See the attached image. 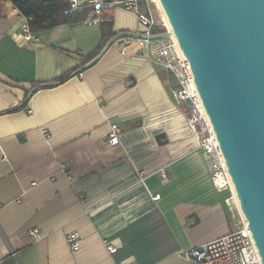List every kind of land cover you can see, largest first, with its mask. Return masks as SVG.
Listing matches in <instances>:
<instances>
[{"label": "crops", "instance_id": "crops-1", "mask_svg": "<svg viewBox=\"0 0 264 264\" xmlns=\"http://www.w3.org/2000/svg\"><path fill=\"white\" fill-rule=\"evenodd\" d=\"M111 14L24 42V16L0 0V264H192L184 251L233 228L167 72L118 46L135 42L122 33L140 30L136 15Z\"/></svg>", "mask_w": 264, "mask_h": 264}, {"label": "water", "instance_id": "water-1", "mask_svg": "<svg viewBox=\"0 0 264 264\" xmlns=\"http://www.w3.org/2000/svg\"><path fill=\"white\" fill-rule=\"evenodd\" d=\"M159 1L190 65L264 264V0ZM167 38V30L149 37Z\"/></svg>", "mask_w": 264, "mask_h": 264}, {"label": "built area", "instance_id": "built-area-1", "mask_svg": "<svg viewBox=\"0 0 264 264\" xmlns=\"http://www.w3.org/2000/svg\"><path fill=\"white\" fill-rule=\"evenodd\" d=\"M65 1L67 8L63 11V15L71 16L74 21L71 23H84L89 26L108 23L111 21V13L117 5L132 11L136 15L140 30L136 31L135 34L140 35V37L135 36V43L144 49L149 61L167 72L172 82L171 96L178 111L184 117L188 129L195 137V149L202 154L209 179L217 192L227 194L224 199L225 205L230 211L235 212L232 220L233 228L223 236L184 251L182 257L192 264H262L248 224L239 214L234 196V185L216 134L194 84L189 63L178 52L171 37L162 40L149 39L154 34L153 29L156 26H162L166 30L162 19L157 20L156 18L158 12L156 2L154 0ZM24 18L20 35L24 42H30L36 39V36L30 28V19ZM120 132V127L111 125L106 143L117 145ZM43 135L49 138L48 133L44 132ZM139 177L143 180L145 173L140 172ZM158 197L155 196L154 199H158ZM30 235L38 238V231L32 229ZM66 243L71 252H77L80 249L78 233L69 232L66 235ZM107 250L109 253H114L116 248L108 245Z\"/></svg>", "mask_w": 264, "mask_h": 264}, {"label": "trees", "instance_id": "trees-1", "mask_svg": "<svg viewBox=\"0 0 264 264\" xmlns=\"http://www.w3.org/2000/svg\"><path fill=\"white\" fill-rule=\"evenodd\" d=\"M24 17L29 18L32 31L53 27L66 22H74L71 16L63 15L67 8L65 0H8ZM165 32L164 27L156 26L154 34ZM98 49L97 53L101 51ZM96 53V54H97ZM67 78L63 77L62 80Z\"/></svg>", "mask_w": 264, "mask_h": 264}, {"label": "bare ground", "instance_id": "bare-ground-1", "mask_svg": "<svg viewBox=\"0 0 264 264\" xmlns=\"http://www.w3.org/2000/svg\"><path fill=\"white\" fill-rule=\"evenodd\" d=\"M154 1L156 2V5L158 7V10L160 11V14H161V17H162V22H163L166 30L170 33V37L173 39V41H174V43L176 45V48H177L178 52L183 56V53H182L181 48L179 46V43H178V41L176 39V36H175V34H174V32H173L170 24H169V21H168V19L166 17V14H165V12H164V10L162 8V5H161L160 1L159 0H154ZM234 196H235V201H236V205H237L239 214L241 215L242 219L246 222V220L243 217V214H242V211H241V208H240V203H239V200H238V198L236 196L235 189H234Z\"/></svg>", "mask_w": 264, "mask_h": 264}, {"label": "rangeland", "instance_id": "rangeland-1", "mask_svg": "<svg viewBox=\"0 0 264 264\" xmlns=\"http://www.w3.org/2000/svg\"><path fill=\"white\" fill-rule=\"evenodd\" d=\"M158 9V7H157ZM157 15H156V18L157 20H160V18L162 19L161 17V14H160V11L157 10ZM164 25V24H163ZM119 41H116L115 44H117ZM128 44V46L126 45ZM120 48H125L127 49V54H131V53H137V52H140L142 53V55L147 59V56L145 54V51L143 48L139 47L133 40L131 41H124L123 43H121L120 45H118ZM163 71V70H162ZM164 72V71H163ZM165 73V72H164ZM165 75V74H164ZM234 216H235V212L233 213Z\"/></svg>", "mask_w": 264, "mask_h": 264}]
</instances>
